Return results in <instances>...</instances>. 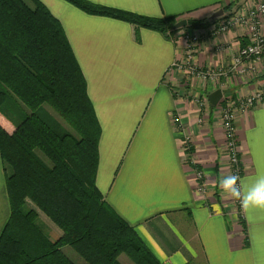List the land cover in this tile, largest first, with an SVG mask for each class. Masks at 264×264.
<instances>
[{"label": "crops", "instance_id": "obj_1", "mask_svg": "<svg viewBox=\"0 0 264 264\" xmlns=\"http://www.w3.org/2000/svg\"><path fill=\"white\" fill-rule=\"evenodd\" d=\"M38 1L60 23L86 81L101 129L96 186L105 202L160 264H264V211L246 213L219 186L229 172L218 108L209 105L200 113L192 99L218 88L196 86L171 68L185 59L182 34H203L208 27L187 25L175 33L174 43L156 31L85 14L63 0ZM83 1L151 19L207 21L209 26L219 10L235 11L247 0ZM246 43L242 29L210 34L196 47L194 63L226 71L236 49ZM250 81L222 78L224 91L234 97L251 94L262 78ZM0 124L13 131L1 117ZM235 128L241 177L264 174V102L238 113ZM183 132L190 138V155L181 150ZM195 170L203 174L200 191ZM9 215L0 159V234ZM125 261L130 263L120 258Z\"/></svg>", "mask_w": 264, "mask_h": 264}, {"label": "trees", "instance_id": "obj_2", "mask_svg": "<svg viewBox=\"0 0 264 264\" xmlns=\"http://www.w3.org/2000/svg\"><path fill=\"white\" fill-rule=\"evenodd\" d=\"M63 1L85 14L165 36L179 31L174 26L182 20ZM0 117L13 128L9 132L0 124L10 207L0 234V264H74L63 247L84 264H122L121 257L160 264L96 186L101 129L66 35L38 0H0ZM41 216L59 236L45 230Z\"/></svg>", "mask_w": 264, "mask_h": 264}, {"label": "built area", "instance_id": "obj_3", "mask_svg": "<svg viewBox=\"0 0 264 264\" xmlns=\"http://www.w3.org/2000/svg\"><path fill=\"white\" fill-rule=\"evenodd\" d=\"M187 27L179 31L186 30ZM202 27H208L207 29L204 28L203 34L193 32L182 34L185 42V59L174 62L171 68L178 74H185L187 80L196 86L212 85L221 92L222 96L216 107L218 108V116L224 133L228 172L229 174L237 173L241 176L240 148L236 140V117L238 113L248 112L264 102V0H247L239 9L223 11V15L219 20L209 26L203 25ZM237 28L242 29L243 37L247 43L236 49V53L226 71L204 69L194 63L196 47L201 39L210 34L219 36ZM166 37L175 43V33L173 35L167 32ZM222 78L227 80L247 78L251 80L250 82L262 78V82L259 84L258 89L251 94L244 97L238 95L234 97V95H229L227 90L224 91L225 86H223ZM192 99L200 108V113L203 109L209 107L206 96L194 94ZM172 121L180 128L179 118L173 116ZM189 140L190 138L184 134L180 144L182 152L187 155H190L188 153L190 151ZM190 163L192 164L191 161ZM195 175L200 191L204 185L203 174L201 171L195 170ZM235 202L238 208L241 209V203L238 200H235Z\"/></svg>", "mask_w": 264, "mask_h": 264}, {"label": "clouds", "instance_id": "obj_4", "mask_svg": "<svg viewBox=\"0 0 264 264\" xmlns=\"http://www.w3.org/2000/svg\"><path fill=\"white\" fill-rule=\"evenodd\" d=\"M218 184L226 194L241 203L246 213L264 211V174L241 177L232 173L221 178Z\"/></svg>", "mask_w": 264, "mask_h": 264}, {"label": "water", "instance_id": "obj_5", "mask_svg": "<svg viewBox=\"0 0 264 264\" xmlns=\"http://www.w3.org/2000/svg\"><path fill=\"white\" fill-rule=\"evenodd\" d=\"M222 15H223V10H219L217 13L214 14V16L212 18H213V20L219 19L222 17ZM186 27H187V21L182 19L174 26V30H181V29H184ZM221 96H222V94L219 90L211 93L207 97L209 105L212 108L216 107L218 105V102L221 99Z\"/></svg>", "mask_w": 264, "mask_h": 264}, {"label": "rangeland", "instance_id": "obj_6", "mask_svg": "<svg viewBox=\"0 0 264 264\" xmlns=\"http://www.w3.org/2000/svg\"><path fill=\"white\" fill-rule=\"evenodd\" d=\"M207 26V25H204ZM202 27V26H201ZM199 28V27H196ZM53 115V114H52ZM15 120V119H14ZM41 223L43 224V226L45 227V230L50 234V230L47 226H52L51 228H54L55 230H58L54 225H52L47 219L45 220L43 216H41ZM63 253L74 263V264H84L83 261L68 247H63L62 248ZM126 263H128L127 261H125ZM131 264V263H128Z\"/></svg>", "mask_w": 264, "mask_h": 264}]
</instances>
